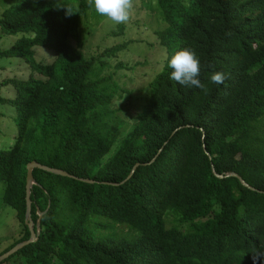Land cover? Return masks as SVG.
Instances as JSON below:
<instances>
[{"label":"trees","instance_id":"16d2710c","mask_svg":"<svg viewBox=\"0 0 264 264\" xmlns=\"http://www.w3.org/2000/svg\"><path fill=\"white\" fill-rule=\"evenodd\" d=\"M155 5L165 22L158 36L167 58L132 123L114 103L131 92L104 74L106 58L126 44L90 58L81 50L80 20L91 12L100 21L87 0H18L2 12V33L35 34L0 48L1 56H20L32 69L27 80L3 81L16 87L17 98L0 96L18 109L16 141L0 150V181L3 201L22 226V236L0 255L31 236L29 162L95 182L35 168L38 239L0 264L16 257L17 264H254L252 251H264V0ZM118 28L111 34L124 24ZM34 46L54 50L56 60H36ZM181 47L199 58L207 93L169 78L168 59ZM213 71L226 74L223 84L210 82ZM214 168L240 174L256 190L236 176H216Z\"/></svg>","mask_w":264,"mask_h":264},{"label":"rangeland","instance_id":"374dc122","mask_svg":"<svg viewBox=\"0 0 264 264\" xmlns=\"http://www.w3.org/2000/svg\"><path fill=\"white\" fill-rule=\"evenodd\" d=\"M18 0H0V16L2 12L16 3ZM62 1V0H55ZM156 2V0H154ZM153 0H133V9L130 19L124 24V30L117 35L120 24H116L106 17L99 15L94 6L87 17L80 20V33L83 40L81 50L87 57L98 56L107 48L117 44H126L117 57L107 60V68L104 74L113 78L127 91L131 92L130 98L114 101L115 106L128 111L127 118L133 122L130 115L138 111V101L145 104L150 95L151 83L165 65L167 58L166 48L160 44L158 31L165 28V22L161 17V11ZM34 32L25 31L18 34H4L0 28V48L2 50L12 47L22 37H33ZM77 45V41L72 39ZM36 60L52 63L56 60V52L43 46H34L31 49ZM32 74L31 67L20 56L8 57L0 55V96L2 98L15 99L18 91L12 84H4L7 79L27 80ZM131 128V127H130ZM127 126L119 140L106 153L102 160L106 162L119 148L121 139L128 132ZM18 135V109L10 102H4L0 98V150L11 148ZM5 183L0 181V253L22 236V226L17 219L16 211L3 201ZM169 215V218H172ZM170 223V222H169ZM171 224V223H170ZM186 226H181L185 229ZM19 263L17 257L4 264Z\"/></svg>","mask_w":264,"mask_h":264},{"label":"clouds","instance_id":"9594fccd","mask_svg":"<svg viewBox=\"0 0 264 264\" xmlns=\"http://www.w3.org/2000/svg\"><path fill=\"white\" fill-rule=\"evenodd\" d=\"M89 7L94 6L95 11L116 24L127 23L133 9V0H87ZM171 69L170 79L178 84L198 88L207 93L208 89L199 79L200 60L195 51L189 47H181L173 50L167 62ZM227 76L222 71H213L209 80L214 84H223ZM254 264L257 260L264 259V251L254 249L252 251Z\"/></svg>","mask_w":264,"mask_h":264},{"label":"water","instance_id":"95a60500","mask_svg":"<svg viewBox=\"0 0 264 264\" xmlns=\"http://www.w3.org/2000/svg\"><path fill=\"white\" fill-rule=\"evenodd\" d=\"M139 164H141V163H137L134 166V168H133L131 174L129 175V177L132 176V174L134 173V171L136 170V168L138 167ZM27 165H28L27 166V185H26V192H27V195H26V206H27V208H26V220H25V223L27 224V226H28V228L30 230L31 236H30V238H28V240H24V241H21V242L17 243L11 249H9L8 251H6L3 254H1L0 255V262L4 261L6 258L11 256L12 254L16 253L19 249L23 248L27 244H29L31 242H34V241H36L38 239V234H39V230H40V227H41V222H40V219H39L38 223L36 225L34 220H33V218H32V200H31L32 186L35 184V178H34V175H33V170L35 168H41V169H44L46 171H49V172H52V173H55V174L72 177V178L79 179V180L86 181V182H91V183L95 182L93 179L78 177L76 175H73V174L69 173L68 171H66L64 169L57 168V167H50L48 165H45V164H42V163L38 162L37 160L31 161ZM214 173L216 174V176H218L220 178L225 177V176H230V175L236 176V177H238L240 179V181H241V183L243 185H245L246 187H248L250 189L256 190V188H254L252 185H250L240 174H238L236 172L227 173L225 175V174L218 173L215 170V168H214ZM107 183H110V182H107ZM41 215H42V213H40V216ZM35 228H37V230Z\"/></svg>","mask_w":264,"mask_h":264}]
</instances>
